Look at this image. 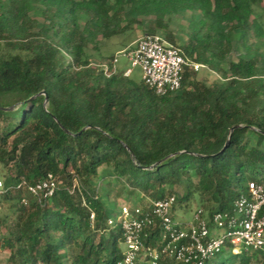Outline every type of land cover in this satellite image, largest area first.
Segmentation results:
<instances>
[{"label": "trees", "instance_id": "1", "mask_svg": "<svg viewBox=\"0 0 264 264\" xmlns=\"http://www.w3.org/2000/svg\"><path fill=\"white\" fill-rule=\"evenodd\" d=\"M262 1L0 0L6 264L123 258L122 230L109 224L93 187L100 169L129 194H140L139 204L174 196L175 211L196 197L208 219L231 214L234 202L248 196L249 182L264 183ZM179 13L189 17L188 39L177 47L168 24ZM145 19L143 35L164 30L169 45L218 78L207 83L185 67L181 88L158 96L124 76L128 68L118 66V55L128 61ZM235 42L242 52L224 66ZM115 47L118 52L102 54ZM49 176L57 188L41 203L16 188L21 179L35 184ZM156 236L152 231L146 248L155 247ZM228 251L206 264H264V250L214 262ZM159 264L178 263L162 258Z\"/></svg>", "mask_w": 264, "mask_h": 264}, {"label": "built area", "instance_id": "2", "mask_svg": "<svg viewBox=\"0 0 264 264\" xmlns=\"http://www.w3.org/2000/svg\"><path fill=\"white\" fill-rule=\"evenodd\" d=\"M130 68L140 67L141 80L156 95L164 96L181 88L185 67L198 71L203 66L190 62L179 49L169 45L158 34H145L126 55ZM17 189H24L38 203L51 198L57 184L51 176L35 184L21 179ZM7 189L0 180V198ZM23 199L22 204L27 205ZM175 197L146 200L133 208H121L118 223L122 230L124 254L116 264H159L167 258L178 264H206L222 248L229 247L232 254L264 250V183H248V196L233 204L231 214L215 212L208 219L202 209H197L192 220H176L173 214ZM92 218V217H91ZM210 222V223H209ZM157 230L155 247L146 248L145 241Z\"/></svg>", "mask_w": 264, "mask_h": 264}, {"label": "rangeland", "instance_id": "3", "mask_svg": "<svg viewBox=\"0 0 264 264\" xmlns=\"http://www.w3.org/2000/svg\"><path fill=\"white\" fill-rule=\"evenodd\" d=\"M262 7L264 8V0L262 1ZM256 12H259V9H256ZM188 15L179 13L174 15L169 24H168V30L172 33L174 40L176 42V46L180 47L182 44H184L188 39ZM143 24L141 27L138 28L137 32L132 36V41L130 43V47H134L137 43V41L143 36L145 33L144 29H146L148 25V20H143ZM160 37L166 40V32L164 30H158L156 32ZM119 50L118 47L115 48H106L102 51V54L107 55L111 51H117ZM118 52V51H117ZM241 48L238 45L237 42L233 44L232 51L230 52L229 56L225 59L223 65L226 66L229 61H237L238 56L241 53ZM91 55L95 56L94 52H90ZM97 58H93V63H96ZM118 66L123 68H130V65L128 61L123 58L122 55H118ZM130 77L135 81H140L142 78V70L140 67L131 68V75ZM198 78L201 80H205L207 83H210L214 79L218 78V75L211 73L208 69L200 68L198 70ZM99 177L93 181V187L95 189V192L97 193L99 199L104 204L105 208L107 209L109 213V219L112 222H118L120 210L123 206L128 205L130 208L135 207L139 204L141 195H131L128 193V189L126 187H123L120 183H118L113 177L112 172L108 169H100ZM6 173V169L0 166V180L2 181V176ZM146 199H142L141 202H145ZM142 202V204H143ZM198 209V202L196 197L189 202H187L186 205H183L181 207H176L175 209V219L176 220H184V221H191L193 214ZM6 232L4 229H0V237L4 235ZM231 251H229L223 255H219L215 259V263L218 261L225 259L226 257L230 256ZM8 258V252L6 251H0V264H6V260ZM208 264H214L212 262Z\"/></svg>", "mask_w": 264, "mask_h": 264}]
</instances>
